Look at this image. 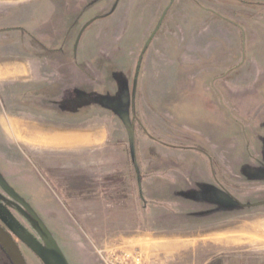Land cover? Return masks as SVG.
<instances>
[{"label":"rangeland","instance_id":"374dc122","mask_svg":"<svg viewBox=\"0 0 264 264\" xmlns=\"http://www.w3.org/2000/svg\"><path fill=\"white\" fill-rule=\"evenodd\" d=\"M74 4L65 63L96 47L102 78L73 72L102 92L77 89L96 109L66 114L65 128L101 129L95 145L65 141L39 153L52 166L36 161L6 104L28 84L0 82V226L26 264L41 263L19 235L55 264H101L98 250L145 264L264 257V0H65V11ZM0 264H11L1 248Z\"/></svg>","mask_w":264,"mask_h":264},{"label":"crops","instance_id":"0c3cea01","mask_svg":"<svg viewBox=\"0 0 264 264\" xmlns=\"http://www.w3.org/2000/svg\"><path fill=\"white\" fill-rule=\"evenodd\" d=\"M80 13L77 4L66 12L65 0H0V57H4L0 59V82L13 80L28 84L27 89L21 85L12 98H5L6 104L14 107L15 114L8 115L14 123L13 138L33 152L36 161L47 167L52 166V159L38 157L39 153L65 152L68 149L65 141L69 140H75V144H67L75 150L83 146H79L77 141L95 145V140L102 132L97 127L93 130L65 128L66 114L69 117L76 111L84 116L94 112L95 105L89 104L92 107L86 110V101L78 99L77 89L89 87L94 101L102 92L96 81L88 84L83 79L84 74L80 76L73 72L76 69L81 73L88 71L95 75L98 71V77L102 78L100 68L103 53L96 47L87 49L82 46L76 49L77 63H65V53L70 50L67 45L71 43L69 39L65 46V32L69 24L81 16ZM25 49L28 51H21ZM116 56L115 64L123 66L124 58L118 54ZM123 62L125 66H130V59ZM73 105L76 107L73 108ZM1 128L0 133L3 132ZM3 130L6 131L5 124ZM223 236L226 234L222 233ZM220 264H264V257L249 260L246 256L225 255Z\"/></svg>","mask_w":264,"mask_h":264},{"label":"water","instance_id":"95a60500","mask_svg":"<svg viewBox=\"0 0 264 264\" xmlns=\"http://www.w3.org/2000/svg\"><path fill=\"white\" fill-rule=\"evenodd\" d=\"M22 234V233H21ZM23 235V234H22ZM24 236V235H23ZM19 239L25 243L32 252L37 254L45 264L50 261L48 255H46L40 248V246L32 243L27 237H20ZM0 248L5 253L11 264H26L21 251L13 236L0 226ZM51 262V261H50Z\"/></svg>","mask_w":264,"mask_h":264},{"label":"built area","instance_id":"2783aa9c","mask_svg":"<svg viewBox=\"0 0 264 264\" xmlns=\"http://www.w3.org/2000/svg\"><path fill=\"white\" fill-rule=\"evenodd\" d=\"M96 254L101 264H145L138 252L98 250Z\"/></svg>","mask_w":264,"mask_h":264},{"label":"flooded vegetation","instance_id":"af4514ba","mask_svg":"<svg viewBox=\"0 0 264 264\" xmlns=\"http://www.w3.org/2000/svg\"><path fill=\"white\" fill-rule=\"evenodd\" d=\"M2 227V226H1ZM3 228V227H2ZM4 229V228H3ZM16 242V241H15ZM33 254L36 256V258L40 261L41 264H45L44 261L37 255L33 252ZM51 261V262H50ZM50 261L47 262V264H55L54 261L52 259H50ZM57 264V263H56ZM65 264H68V263H65Z\"/></svg>","mask_w":264,"mask_h":264}]
</instances>
